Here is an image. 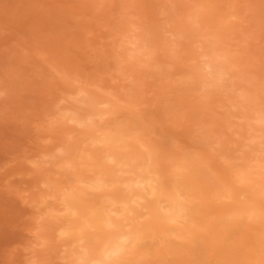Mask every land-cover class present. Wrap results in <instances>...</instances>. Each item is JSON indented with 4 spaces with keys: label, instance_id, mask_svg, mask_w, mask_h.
Instances as JSON below:
<instances>
[{
    "label": "rangeland",
    "instance_id": "374dc122",
    "mask_svg": "<svg viewBox=\"0 0 264 264\" xmlns=\"http://www.w3.org/2000/svg\"><path fill=\"white\" fill-rule=\"evenodd\" d=\"M196 5L204 11L193 24L187 14ZM175 27L178 35L169 33L170 42L165 31ZM124 30L126 36L142 30L150 53L135 52L128 57L127 49L133 46L126 44L129 38ZM208 30L211 38L206 39ZM201 42L232 55L227 77L239 76L232 82L239 88L244 86L264 109V0H0V264H73L81 250V241H73L72 235L60 236L56 230L68 224L60 189L77 186V175L94 174L81 154L101 153V145L91 142L84 126L65 120L70 113L85 108L76 102L80 88L110 99L108 106L117 110L103 117L104 122L94 117L96 129L119 123L153 148L161 180L165 189L169 187L165 191L172 188L174 168L169 162L186 154L198 158L197 162L206 156V163L200 161L205 167L198 164L193 168L198 171L196 177L205 169H214L211 173L206 170L208 175L200 174L201 179L195 177L197 184L193 180L194 190L205 183L198 191L204 193L198 197L208 204H197L201 202L197 197L193 201L196 206L189 204L195 218L208 219L210 212L224 206L221 201L230 203L232 199L218 201L215 192L232 183L247 161L255 165L259 160L263 166L264 126L257 132L262 137L253 138L255 132L249 131L242 110L231 106V97L240 93L228 88L231 81H225L227 87L204 88L186 79L191 70L187 68L195 70L197 66L194 57L209 49L198 48ZM129 142L130 151H137L139 141L130 138ZM196 148H201L202 154ZM63 149H71L72 159L79 156L81 167L68 168L64 163L68 154ZM107 163L104 167L110 168L112 164ZM112 167L105 169L116 170L118 178H114L129 174ZM254 169L245 181L250 184L236 183V188H231L252 192L256 180L264 179L254 174L258 172ZM124 170L130 169L127 166ZM122 189L121 185H111L107 191L86 190L84 199L100 203L102 195L125 193ZM208 190H215L213 197ZM246 194L241 200L247 201ZM259 200L264 202L262 197ZM213 214L209 222L219 223L218 230L199 225L196 228L202 238L199 235L195 241L146 238L140 248L131 247L132 255L125 257L128 262L123 258V263L116 264H244L250 254L264 256L263 217L222 218L228 222L223 227V222L213 220ZM148 217L142 215L139 220L145 222ZM220 226L224 234H218ZM253 261L251 264H264V257Z\"/></svg>",
    "mask_w": 264,
    "mask_h": 264
},
{
    "label": "bare ground",
    "instance_id": "6f19581e",
    "mask_svg": "<svg viewBox=\"0 0 264 264\" xmlns=\"http://www.w3.org/2000/svg\"><path fill=\"white\" fill-rule=\"evenodd\" d=\"M201 7L202 6L200 7L197 6L192 10L193 12L191 14L190 13L189 15L187 14L189 18L188 20H190V23H192V20H193V24L197 23V19L198 18L200 19L201 13L204 11L203 8ZM203 7L205 8V6ZM137 27L139 26L136 25V28ZM175 29L177 28L175 27L169 30L166 29L165 32H167V35L166 33H164V30L162 32L166 36H168L169 33H172L173 36L178 35V32L174 31ZM128 31L130 30L128 29ZM125 32L126 31L124 30V33ZM141 32H138L137 34H134L132 36H129V35L126 36V33L128 34V32L125 33V38L127 39L129 38L128 40H126V44H128L129 46L130 45L133 46V48L131 47H129L128 49L126 48L127 51L130 52V53L129 52L127 53L129 54L128 57H130V55H132V53H135V52L137 53L141 52L143 55H146V56L150 53L149 51H146L147 49H149V48H146L147 45L145 44L147 40L143 38V35ZM171 35L168 36V39H170V42H171ZM217 35L218 34H216V36ZM209 36L210 34L208 30V34L205 35L206 39H208ZM197 41L198 40H195L194 42H197ZM200 41H204V40H200ZM204 46L206 47V45L202 43V45L198 46V48L204 49ZM208 46H210V44ZM217 51L218 49L216 50L214 49V47L209 48L208 50L200 51L199 54L196 55L197 57H194L195 60L197 61L196 68L194 66L195 70H193L192 67L187 68L191 70L190 71L188 70L189 72L187 71L188 72L187 78L186 77L185 78L186 79L189 78L190 80H195L199 82L200 86L204 88H210V87L212 88L214 86L215 87L216 86L227 87V84L225 85V81L227 82L231 81V84L228 88H233L234 89L233 91H237V89L240 90L239 91L240 93L238 95H235V97H231L230 100H233V102H231V106L233 107L237 106L239 107L240 111L242 110L241 117L247 119L248 123L246 124L250 126L249 131L255 132V134H253V138H261L262 137L261 134H258L257 132H260L263 130L264 109L258 106L256 97H253L252 95L248 94L249 92H246L247 90L244 88V86L240 84L241 86L239 88V86H237V83L232 82L233 78L237 77L236 74H233V75L230 74V78L227 77V75L229 74V70L231 69V66H232V62L230 60V56L232 57V55H228L227 53H225L224 50H222L224 52L222 51L217 52ZM190 60H193V59L191 58ZM233 62H236V61H233ZM191 65H194V63ZM235 65L237 67V64ZM237 78H239V76ZM184 81L182 80L181 82L184 83ZM189 83H191V81L188 82V85ZM186 85H187V82H186ZM231 93L233 92L231 91ZM76 100H77L76 101L77 103L82 104L85 107L83 112L74 111L70 113L67 119L65 120H69V122L74 121L77 125H80L82 127L84 126L87 137H89V135L91 137L90 139L91 142L93 144L99 143L101 145V153L97 155L95 153L94 154L88 153L87 155H84V156H82L83 154L81 155L79 154L81 156V159L84 160L87 164H89L90 167L93 168L92 171L94 172V174L91 176L77 175L78 176L77 186L71 185L72 187L70 188L60 189V198L62 200L65 214L68 218L67 220L68 224L67 225L61 224L57 227L56 230L60 236L72 235L73 241H81V244L79 245V248L81 250L77 252L75 258L73 259V264H116L117 262L125 258L127 255H132L131 247L134 246L135 248H138L139 245L142 244V242H144L143 240H145L146 238H150V240H153V238H155L156 236H159V238L160 236H162L165 238H170L171 240H173L172 237H174L176 239H182V241L184 240L187 241L190 238H194L192 240L195 241L196 237L199 235H200L199 239L200 237L202 238V234H199L200 233L199 229L197 230L199 225L201 227L206 225L207 229L209 228L211 229L213 228L215 230L217 229V227L219 226V223H217L216 221L215 222L212 221V223L214 224L210 223L211 221L209 222V220L211 219L210 216H212L215 210L212 211L213 213L209 211L210 209L206 211V212H210L211 214L209 215L208 213L210 219L208 218L205 220L195 218L192 213L193 206H196L197 204H201V205L204 204L203 202L204 199H201V197L200 198L198 197V195L200 196V194L204 192H198V191H200L199 190L200 187L203 188V186L205 185V183H203L204 185L202 184V185H199L198 188H195L198 190H194L192 188V186L195 183L193 180H195L196 174L198 173V171H195L193 168H196V167L198 168V166L202 164L201 162L204 163L205 160H207L205 158L206 156H203L202 157L203 160L200 159L197 162L196 160L198 158L195 159L196 157H192L191 155L186 154V151L188 152V150L186 149H183L186 151L182 152V153L185 152L184 155L186 154L184 158L182 157L183 159L180 158L181 155L180 153H178L180 155L179 156L177 154L179 158L177 159L174 158V162H169L170 164H172V167L174 168L172 172L173 178L171 177L172 178L171 179L172 188L168 191H165L166 189H169V187L165 189V186L161 180V175H160L158 165H157L158 159L156 155L152 153L151 151V149L153 148L151 149L148 148L147 146L149 145L143 143L142 140L140 139L142 142L141 143L140 140L137 139L134 133H133L134 135H132L130 131L126 132V130L123 129V127L119 126V123L118 125L114 124L115 126L108 124L101 128L98 127V129L95 128L96 126H94V123H96V121L94 120V117L98 118L99 120H102L103 117L110 116L111 114L115 113V111H117L114 106L112 107L108 106V104L111 103V100L106 97L104 98V97L93 96L91 94H88V92L84 88L79 89V91L77 92ZM66 111H69V109H67ZM63 118H65V115H63ZM251 121H254L255 125H252ZM203 131L205 132V130ZM94 133H98V134L95 135ZM130 138L136 140L137 142L139 141L140 143V144L138 143L137 146L139 148L135 152L130 151V148H129L131 146L129 142ZM207 139L208 140L206 141L209 142V138ZM248 139L250 140L251 138H248ZM87 142H89V140ZM261 142L264 143L263 140ZM210 143H212L211 140H210ZM176 147L179 148L178 145ZM209 147L210 146H208V148ZM75 148H78V147H75ZM65 149H63L64 153L68 154V158L64 161L65 165L68 168H71V170L73 168L75 169L79 165L81 167L82 161L78 159L79 156L72 159L71 156H73V154H69V152H71V149L70 150L68 149L65 150ZM196 149L194 151H196ZM78 150L80 151V148ZM199 150H201V148H199ZM199 150L197 149V151ZM199 152L201 153V151ZM256 161H257V164L255 165H250L248 164L249 161H247L244 167L245 169L242 170L241 169L242 167H240L241 171L238 173H236L237 171L235 172L236 174L234 175L232 183L227 185L226 188L222 187L223 190L219 189L220 190L219 192H215L217 196L216 199H218V201L222 198H223L222 200H225L226 198H227L226 200L232 199L230 203L229 201H221V203H224L223 204L224 206H222V208H219L220 209L219 211L216 210V212L214 213L215 217H212L214 218L213 220H218V222H221V223L223 222L222 223L223 227L228 222L226 223L222 221V218L233 217L234 219V217H237L239 215L240 216L247 215L248 217L253 218V219L254 218L262 219V217L264 218V202L259 200L261 199V197L264 200V179H257L256 182L254 183L255 189L252 188L254 189L252 192H250L249 190L250 192L249 194H246L248 193L247 190L245 191L240 190L239 192L238 191L239 189L235 190L231 188L232 186L236 188V185H235L236 183H240V184L242 183L244 185L246 183L245 181H249L251 178V177L249 178V175L252 173L251 171L252 168H255L256 170H258V172L256 173L253 172L254 174H258L259 177H264V172L261 173L260 171V169L264 168V164L262 166L260 165V162L262 161H259V160H256ZM89 162H93V163H89ZM104 162L106 163L109 162L112 165H110V168H108L107 165H105L106 167H104L103 165ZM204 165L205 164H202V166H199V167L203 168L205 167ZM111 166H113L112 169L116 167V168H119V170L125 174L129 173L128 176L122 177L121 175H119V178L120 176L122 178L117 179L118 175H116V173L114 174V171L116 172V170L108 171L105 169V168H108L110 170ZM127 166L129 167L130 170H124V168ZM169 168L170 170L172 169L170 165H169ZM210 169H205L204 173L203 172L199 173L198 175L199 178L203 176V174L207 173L208 170L210 171ZM194 171L196 173H194ZM213 171L214 169H212L210 173ZM205 175H208V173ZM114 176L117 178H114ZM212 176H213V173H212ZM197 177L196 179L198 180L199 178ZM207 177L209 178V176ZM213 177L217 178V176H213ZM213 177L211 178L214 179ZM251 180H253V178ZM196 184H197V181H196ZM246 184L248 185L250 183L247 182ZM111 185L123 186L124 189L122 190L125 191V193L123 192L121 194L117 191L106 193V196L102 195L104 199L100 203L93 204L91 202L85 201L84 196L87 194L86 190L107 191L108 187ZM211 187H214V186L212 185ZM208 191L210 192L208 193L212 194V197H213L214 196L213 192L215 190L214 191L208 190ZM255 192L256 194L258 193L259 195L254 196ZM208 193H205V194H208ZM245 194H246L247 201L241 200L242 198L241 196H245ZM209 196L205 195V197H209ZM196 197L200 199L201 202L203 203L197 202V204L195 205L193 201H195ZM209 199H212V198L209 197ZM191 202H192V205H191L192 208L189 205ZM231 202H236L237 204L231 203ZM231 204H234V205H231ZM217 205L216 207L219 206ZM205 206H208V204H206ZM210 206L212 207L211 204ZM142 210H145V212L141 213ZM216 213L218 217L216 216ZM146 214L149 216L148 219L145 222L140 221L139 218L142 217V215H146ZM242 220L245 221V219H242ZM201 222H203V224ZM207 222L209 223V225ZM210 224L212 226H210ZM222 226H220L218 234H224L222 231L225 232V230L221 229ZM243 231L242 233L245 232ZM218 238L220 237L218 236ZM260 242H262V240H260ZM258 245L259 244H257V247ZM261 246H260V250H261ZM135 252L137 253V251ZM255 252L256 254H258L259 251L255 250ZM249 257H251V254L246 257L248 259L246 258L244 259L245 261V262L243 261L244 264L246 263L249 264V260H252V262H254L253 260H259L263 258L264 256L260 257L257 255V257H251L250 259ZM122 261L119 263H123ZM252 262L250 261V264Z\"/></svg>",
    "mask_w": 264,
    "mask_h": 264
}]
</instances>
